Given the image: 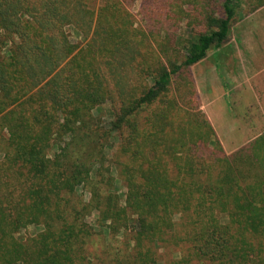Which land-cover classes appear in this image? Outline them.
<instances>
[{
  "label": "trees",
  "instance_id": "1",
  "mask_svg": "<svg viewBox=\"0 0 264 264\" xmlns=\"http://www.w3.org/2000/svg\"><path fill=\"white\" fill-rule=\"evenodd\" d=\"M102 1L0 0V264H264V132L227 151L196 87L169 86L225 44L234 0L180 6L206 24L179 62L169 0L156 30Z\"/></svg>",
  "mask_w": 264,
  "mask_h": 264
},
{
  "label": "rangeland",
  "instance_id": "2",
  "mask_svg": "<svg viewBox=\"0 0 264 264\" xmlns=\"http://www.w3.org/2000/svg\"><path fill=\"white\" fill-rule=\"evenodd\" d=\"M163 1L164 0H160L159 4L158 2H153L150 7L148 6L147 0L146 3L145 0H135L133 2L125 1L124 5L129 9L135 25L146 28L150 27L156 30V25H158L159 20H161V14L167 8L164 6L166 3H163ZM169 1L171 6L169 11L172 13L171 24L172 26L174 25V27L177 26L175 40L178 43V46H171L169 48L170 57L172 58L173 56V59L175 58V61L179 62L183 60L186 52L183 43L193 39L199 33L196 27L202 28L205 26L204 24H206V22L203 21L199 24H195V19L189 22V18L181 15L180 6L186 11L210 7V13L222 15L225 12L223 6L224 0ZM257 1L258 0H234L236 14L232 19L231 27H234L238 19L245 18L250 14L251 12H249V10L251 4ZM91 2L94 3L95 6H99L103 3L102 0H91ZM153 20H156V25H153ZM177 21L178 23H176ZM72 36L74 39L78 40V36L74 32H72ZM80 40L81 42L85 41L83 36L80 37ZM224 46H226L225 52L223 50L225 48ZM224 46L222 45L219 48L209 49L203 61L190 65L189 73L193 82L185 78V73L177 72L173 76L169 86H177L179 78H184L183 83L187 82L188 86L196 87L200 107L212 123L224 148L230 151L231 149L239 147L241 143L264 132V86H202L201 80H203L204 77L200 78V72L203 69L213 70L215 64L222 59V55H225L231 49L229 45L224 44ZM222 52H224V54H222ZM149 80H151L150 77ZM213 80L214 77L211 76V85L213 84ZM93 115L97 120L99 119L100 129H106L105 127L108 128L110 122L114 119L111 103L107 102L93 108ZM107 140L110 144L116 142L112 148L109 147L107 149L108 164L111 160H115L116 158L115 154L117 153L118 140L114 136H108ZM2 156L3 154L0 152V159ZM119 190L121 194L125 191L122 186Z\"/></svg>",
  "mask_w": 264,
  "mask_h": 264
},
{
  "label": "crops",
  "instance_id": "3",
  "mask_svg": "<svg viewBox=\"0 0 264 264\" xmlns=\"http://www.w3.org/2000/svg\"><path fill=\"white\" fill-rule=\"evenodd\" d=\"M225 44L231 49L213 70L200 72L202 86H264V5L238 19Z\"/></svg>",
  "mask_w": 264,
  "mask_h": 264
}]
</instances>
